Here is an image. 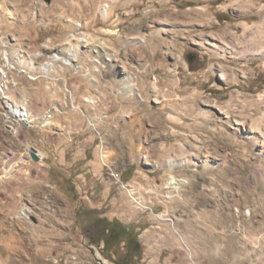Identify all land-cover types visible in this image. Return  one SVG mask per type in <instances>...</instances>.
Listing matches in <instances>:
<instances>
[{
    "label": "rangeland",
    "instance_id": "1",
    "mask_svg": "<svg viewBox=\"0 0 264 264\" xmlns=\"http://www.w3.org/2000/svg\"><path fill=\"white\" fill-rule=\"evenodd\" d=\"M107 1L0 0L4 36L31 51L79 23L89 40L66 42L76 109L16 137L0 118V264H115L88 237L96 217L136 227L132 264H264V0H111L105 16ZM46 80L19 91L37 117L66 106Z\"/></svg>",
    "mask_w": 264,
    "mask_h": 264
},
{
    "label": "bare ground",
    "instance_id": "2",
    "mask_svg": "<svg viewBox=\"0 0 264 264\" xmlns=\"http://www.w3.org/2000/svg\"><path fill=\"white\" fill-rule=\"evenodd\" d=\"M240 3H242V2H240ZM243 6H246V4H243ZM262 8L263 7H261V9ZM200 10L203 11L202 8H200ZM104 13H105V16H108V14H106V13H108V10L104 11ZM250 27L251 26H248L247 28H250ZM254 27L257 29L258 34L256 35V37H254L255 40L253 42L251 41L252 43H254V44H252V45H254V46H252V49H256L255 50L256 54L258 53L259 55H263L264 54V31L262 28V24L255 25ZM223 33H226V31H223ZM73 36L75 37V33L72 34V37ZM245 38H247V37H245ZM139 43H141V45H142L145 42H144V40H140ZM235 44L236 43H234V42L232 44L228 43L227 47L228 48L230 47V49H232V47L236 46ZM63 45H65V46H63ZM78 47H79V45H78ZM55 48H56L55 50L52 49V56H58L57 66H53L52 61L46 60L45 48H42L41 50H37V51H31V55L27 56L25 54L24 46L20 45L19 39L17 37H13L10 35L4 36L3 49L4 50H11V52L13 54V62L15 63V66L20 68V73H27L28 74V80H31V81H37L42 77L47 78L49 80H54L53 76L54 75L57 76V74L59 73L60 70H62V69H67L69 71L71 70L70 63H72V68L74 71L79 72L80 69H82V67H81L82 65H80L81 63H79L78 53L75 52L76 50H74L72 48V46H70L66 43H63L60 46H55ZM242 51H243V49H242ZM235 53H236V51H235ZM108 60H110V59H108ZM0 61H1L0 62V65H1L2 64L1 52H0ZM222 78L227 79V74H223ZM60 79H62V78H60ZM132 80H133L132 77L128 75V81H129L130 89L134 88V84H132ZM21 83H22V78H20V77H13L12 78V85L20 86V88H21ZM12 93H14V90H11V88H3V91H1V102L5 104L7 114L9 116L16 118L19 121L29 120V118H31V114H32V111L30 110V107H29L30 106L29 100L27 98H23V97L19 96V100H21V101H18L16 98L14 99L11 97ZM53 114H54V111H47V120L52 118ZM1 119H3L5 129L10 134H12L15 137L20 135V132L18 130H16L15 127L10 126L9 123L5 120V118H1ZM45 124H48V122H46ZM38 154L41 158L44 157L43 152H41L40 150H38ZM189 162H190V160H189ZM0 179L2 180L3 177H0ZM181 184H182V182H178V181L173 179L170 181V183L168 185L178 187Z\"/></svg>",
    "mask_w": 264,
    "mask_h": 264
},
{
    "label": "built area",
    "instance_id": "3",
    "mask_svg": "<svg viewBox=\"0 0 264 264\" xmlns=\"http://www.w3.org/2000/svg\"><path fill=\"white\" fill-rule=\"evenodd\" d=\"M112 1L108 0L104 6H103V12L110 9ZM78 29L73 30L72 32H75V38H81V40H88L87 36L84 33L83 25L82 23L78 24ZM4 31L2 30V27L0 26V52L2 54V64L0 65V118H5V120L9 123L10 126L15 127L16 130H18L20 133L23 130H33L39 127V124L43 125L46 122L48 124L50 123V120H47V111H54V117L59 114H68L69 109H76L74 105V97H73V91L70 86V81L73 77L77 76L79 73L78 71H73L72 63H70L71 67V74L65 75V80L60 82H53V80H46L43 81L48 88H56L60 91L64 90V103L65 108H62V106L58 104H52L50 108L46 110V112L43 114L42 117H37L33 112L31 114V118L27 121H19L16 118L9 116L6 112L5 104L1 102V91H3V88H11V90H14V95L19 100V90L20 86H14L12 85V78L13 77H20L22 78V84L25 83H38L36 81L28 80V74L27 73H20V68L15 66V63L13 62V54L11 50H4L3 49V42H4ZM14 37H17L19 39L20 45L24 46L25 54L31 55V48L33 47L30 40L21 37L19 34H14ZM89 41V40H88ZM66 42H73L74 39H66V41H54L52 38H47L44 42L40 44V47L45 48L46 50V60H50L53 62V66H57L58 62V56H52V49L55 48V43H66ZM94 60V59H93ZM88 63L93 66L91 68L90 65H88V70L86 72V78L89 79V77H93L94 74L99 73L100 69H102V66H97L98 72L94 73V65L95 62H92L90 59H87ZM55 74V73H54ZM94 78V77H93ZM90 80V79H89ZM95 80V79H94ZM92 81V80H90ZM68 101L72 102V107H69ZM38 121V123H37ZM47 124V125H48ZM117 180L122 183L120 177L116 176ZM123 184V183H122Z\"/></svg>",
    "mask_w": 264,
    "mask_h": 264
},
{
    "label": "trees",
    "instance_id": "4",
    "mask_svg": "<svg viewBox=\"0 0 264 264\" xmlns=\"http://www.w3.org/2000/svg\"><path fill=\"white\" fill-rule=\"evenodd\" d=\"M94 232L86 231L90 241L115 264H132L143 255V246L140 233L134 226H127L118 219L110 220L107 217H96ZM90 232V233H89ZM121 253V262L113 261L114 254Z\"/></svg>",
    "mask_w": 264,
    "mask_h": 264
},
{
    "label": "crops",
    "instance_id": "5",
    "mask_svg": "<svg viewBox=\"0 0 264 264\" xmlns=\"http://www.w3.org/2000/svg\"><path fill=\"white\" fill-rule=\"evenodd\" d=\"M33 83H27L26 86L24 87V92L27 93L28 97H30L31 99H35L34 96L37 94L38 96V93L36 91V88L38 87H35L32 85ZM45 105H43V109L44 111L47 110L48 108L51 107L52 105V101H51V104L49 105V103H47V101L44 102ZM31 111L36 115V113L38 112V108H35L33 105H32V108H31ZM38 114V113H37Z\"/></svg>",
    "mask_w": 264,
    "mask_h": 264
},
{
    "label": "water",
    "instance_id": "6",
    "mask_svg": "<svg viewBox=\"0 0 264 264\" xmlns=\"http://www.w3.org/2000/svg\"><path fill=\"white\" fill-rule=\"evenodd\" d=\"M46 1L50 2L51 0H46ZM30 156H31L32 160L35 162H39L42 159L38 154V150L34 147H32L30 149ZM101 264H103V263H101Z\"/></svg>",
    "mask_w": 264,
    "mask_h": 264
}]
</instances>
